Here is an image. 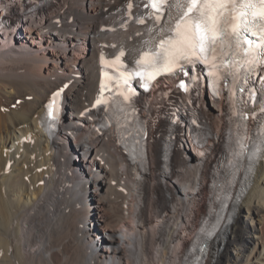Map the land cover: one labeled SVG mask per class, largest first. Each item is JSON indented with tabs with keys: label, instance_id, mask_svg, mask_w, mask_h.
<instances>
[{
	"label": "bare ground",
	"instance_id": "bare-ground-1",
	"mask_svg": "<svg viewBox=\"0 0 264 264\" xmlns=\"http://www.w3.org/2000/svg\"><path fill=\"white\" fill-rule=\"evenodd\" d=\"M39 1L0 0V264H188L227 134L224 95L205 92L195 103L208 135L202 146L192 143L189 116L177 123L164 175L167 90L183 74L136 99L148 132L145 169L126 159L115 127H96L101 114L81 116L97 94L101 53L122 49L134 61L154 51L182 0H168L159 25L145 0ZM56 88L63 107L48 135L42 119ZM249 111L262 116L264 103ZM249 181L205 264H264V153Z\"/></svg>",
	"mask_w": 264,
	"mask_h": 264
},
{
	"label": "snow or ice",
	"instance_id": "snow-or-ice-1",
	"mask_svg": "<svg viewBox=\"0 0 264 264\" xmlns=\"http://www.w3.org/2000/svg\"><path fill=\"white\" fill-rule=\"evenodd\" d=\"M167 3L168 0H149L148 6L160 12ZM176 6L182 9V14L176 18L173 34L160 42L162 51L153 54L150 63L157 64L162 60L159 68L171 71L180 66V61L207 59V53L225 40L229 47L234 41L238 49L248 45L243 52L250 69L264 63V0H182ZM249 35L256 37V42L249 39ZM54 104L55 99L48 106L50 116Z\"/></svg>",
	"mask_w": 264,
	"mask_h": 264
},
{
	"label": "rangeland",
	"instance_id": "rangeland-1",
	"mask_svg": "<svg viewBox=\"0 0 264 264\" xmlns=\"http://www.w3.org/2000/svg\"><path fill=\"white\" fill-rule=\"evenodd\" d=\"M259 88V87H258ZM260 89V88H259ZM260 91H261V89H260ZM262 92V91H261ZM262 94H264V92H262ZM16 103L15 104H17V103H19L20 101H18V100H16L15 101ZM204 122L207 124V122L204 120ZM210 124H211V121H210ZM209 124H207V126H208ZM72 155H74V154H72ZM70 159H71V163H72V170H74L75 171V173H76V171L79 173V171L76 169V167H75V164L76 163H78L79 162V159H80V156L79 155H75V156H73V157H71V155H70ZM79 175H80V173H79ZM81 176V175H80ZM82 177V176H81ZM84 177H82V179H83ZM89 188V187H88ZM91 188V187H90ZM88 191V190H87ZM97 215V214H96ZM208 262H207V264H209V260H207ZM224 264H228L227 262L226 263H224Z\"/></svg>",
	"mask_w": 264,
	"mask_h": 264
}]
</instances>
